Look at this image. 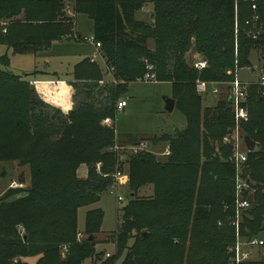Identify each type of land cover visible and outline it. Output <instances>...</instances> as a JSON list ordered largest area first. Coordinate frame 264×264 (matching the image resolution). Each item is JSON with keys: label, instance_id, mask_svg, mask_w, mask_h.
I'll return each instance as SVG.
<instances>
[{"label": "trees", "instance_id": "obj_1", "mask_svg": "<svg viewBox=\"0 0 264 264\" xmlns=\"http://www.w3.org/2000/svg\"><path fill=\"white\" fill-rule=\"evenodd\" d=\"M68 2L0 0V43L15 54H28L52 42L81 39L66 15ZM151 3V21H146L138 17L146 5L141 0L76 1V15L94 21V39L123 83L86 86L85 102L72 112L54 109L52 117L30 81L0 69V164L30 169L25 190L10 188L0 198V264H29L32 258H38L35 264H229L238 235V175L248 185L244 198L250 202L242 211L239 236L264 241V88H250L245 103L250 118L242 130L256 148L239 172L229 160L232 147L223 142L235 128L229 98L203 109L196 90L198 80L233 82L229 71L250 67L252 52H264V0ZM256 12L259 21L251 20ZM192 50L208 68L198 71L189 64ZM1 64L7 66L8 59L1 58ZM148 65L158 82L172 84L175 109L187 124L173 135L146 140L169 143L164 162L145 151L130 152L124 164L115 128L102 121L116 118L128 84L144 77ZM99 67L83 61L73 80L98 82ZM94 90L104 105H98ZM82 166L88 168L86 179L78 176ZM7 169L1 176H8ZM118 171L129 176L131 194L115 232V253L106 257L93 239L77 242L78 215L101 200ZM144 188H152L153 195L140 197ZM103 221L102 209L90 210L85 233H98ZM262 251L260 260L241 264H264V245Z\"/></svg>", "mask_w": 264, "mask_h": 264}, {"label": "rangeland", "instance_id": "obj_2", "mask_svg": "<svg viewBox=\"0 0 264 264\" xmlns=\"http://www.w3.org/2000/svg\"><path fill=\"white\" fill-rule=\"evenodd\" d=\"M70 1L71 2L66 3V8H69L67 9L66 15L70 18L77 35H81V39L76 38L75 40L52 42L47 49L28 54H15L12 49L0 43V59L7 58L9 61L7 66L1 64L0 69L7 71L14 76L30 81V85L38 93L39 98L45 104L50 106L51 109L49 108L47 112H49L52 117L55 115L54 109L60 110L66 114L72 112L74 109L78 108L80 104L84 103L85 98H87L86 94L88 90V87L86 86H89L90 84L96 83L98 86L116 87L119 86L121 82L123 83V81L120 82L119 80L118 84L108 82L111 76L107 72L106 65L101 58L97 60L102 72L101 80L98 82H76L73 80V71L76 65L83 61H90L97 52L95 47L87 41V39L94 37V21L88 15H76L75 5L77 0ZM141 1H144L146 5L144 10L138 13V17L140 20L151 21V13L153 11L151 0ZM253 1L255 2L256 0ZM259 18V14L256 12L251 20L259 21ZM5 32L6 31L4 30V33ZM149 48H154L153 43H149ZM187 60L189 64L198 71L205 70L209 66L205 58L193 50L188 53ZM250 61V67L241 69L237 66L234 72H228L229 75L234 74L235 78L239 77L243 83L250 84L247 88L248 97L246 102H248L249 99L250 88H258L259 86L257 83H259V80L264 75V52L259 50L253 51ZM197 62H204L206 63V66L203 69H197L195 67ZM97 63L93 64L97 65ZM40 79H45V81H39ZM199 81L207 84L206 94L199 90ZM231 85L232 82L217 83L198 80L196 83V90L203 99V109L212 108L217 105L218 101L230 98ZM75 86L79 87L77 88ZM215 89L217 90L216 93L211 92ZM94 96L96 97L98 105L105 104L103 96L98 95L97 91L94 92ZM171 97H173L171 83H160L158 80L155 82H137L136 80L135 82L128 84V89L125 91L121 99L127 101L128 107L124 111H118L116 118L112 120L113 126L105 125L104 122L107 118L102 121L104 126L115 128L114 131L117 140L116 145H119L118 151L120 152V155H123L121 156V162H124L125 164L130 158L129 153L131 150L134 148H143V144L149 145L143 152H151L161 162L166 160V156L168 155H164V152H166L165 146L169 143L155 145L151 140V143L146 140L164 134L173 135L178 130L183 131L186 128V118L177 109L173 112L166 110V100L172 99ZM229 102L231 104V99H229ZM241 134H243L242 129ZM228 135L226 137H228ZM224 139L223 142L225 141ZM224 144L226 143L224 142ZM233 153L234 150L232 148V154L229 158L230 161ZM0 166H3L4 172L7 168L13 165L3 163L0 164ZM13 168V170L11 169L12 179L17 180L19 183L23 180L24 187L21 189L25 190L30 185V169L28 167ZM125 168L128 169V165L125 166ZM98 170L100 171V166L98 167ZM78 176L80 179H86L88 176V168L82 166L78 171ZM4 182V180L0 181L1 184ZM128 184L129 181L124 184V186L119 187L118 191H114V193L111 192V187L102 195L101 200L98 203L80 209L78 215L79 231L77 234V242L81 243L87 239L90 240L93 236V240L97 244L96 249L99 252H106V254H110L111 256L115 253V232L121 221L123 214L122 210L127 205L131 194ZM8 190L9 189H7L3 196ZM151 195H153L152 188H144L139 192V196L142 198H148ZM118 196H122L124 201L119 202L117 199ZM18 197L21 196H17L14 199H18ZM95 209H102L104 211V221L102 228L98 233L89 235L85 233V220L87 213L90 210ZM241 220L242 214L240 222ZM219 225L221 226V223ZM80 235H82V238L79 240ZM245 249L248 250L247 247ZM248 253H250L251 256L248 262L260 260L263 256L262 247L252 248ZM62 256L65 258L66 255L62 252ZM106 257L110 256L107 255ZM37 260L38 258H32L28 259L27 262L29 264H35ZM86 264L91 263L88 261ZM118 264H121V261Z\"/></svg>", "mask_w": 264, "mask_h": 264}, {"label": "built area", "instance_id": "obj_3", "mask_svg": "<svg viewBox=\"0 0 264 264\" xmlns=\"http://www.w3.org/2000/svg\"><path fill=\"white\" fill-rule=\"evenodd\" d=\"M253 10H257L256 5L253 6ZM258 17V16H257ZM89 43H91L95 49H96V55L91 58V63H97V60L101 58L104 61V64L106 65V70L110 74L111 78L108 82L113 83V84H118L119 81L115 77V69L110 67L107 63L106 60L103 57L101 48L102 45L100 42H97L94 37L87 39ZM204 62H197L195 64V67L197 69H203L206 65ZM148 72L145 74L144 77L137 79V82H147V81H152L155 82L157 81L156 75L154 73H151L153 70V67L148 65ZM250 84H245L243 83L239 77H236L234 81L232 82L231 85V107L232 111L234 114V119H235V128L231 131V133L228 135V137H225V143L229 146H232L234 153L231 157V161L235 164L237 171H240L241 166L247 161V153L249 152L245 146L244 142V134H241V129L242 125L247 123L249 121L250 115H249V110L245 106L246 99H247V88L249 87ZM258 86L261 88H264V75L262 78L259 80V83H257ZM198 88L200 91H203L205 94L207 93V84L204 82H198ZM213 93H216L217 90H212ZM128 106L127 101L121 100L118 103V111H124ZM105 125L108 126H113L112 119L108 118L105 120ZM241 134V135H240ZM143 144V143H141ZM149 145L148 144H143V148H134L131 150L132 153L138 154L140 152H143L145 149H147ZM138 147V146H137ZM119 148L116 147V150ZM170 151L169 148L166 149V152H164V155H169ZM115 182L112 186V193L114 191H118L119 187L124 186L129 179L128 175L126 173H122L118 171L115 175ZM24 184L19 183L18 181L13 180L10 184V188L12 189H17V188H23ZM248 187V185L239 177L237 176V182H236V215H235V226L237 228V242L235 247H232L230 249V254L232 255V259L230 264H241L242 262L248 261L251 256L250 253H248L249 250L252 248H261L264 245V241L260 239L259 237H254L249 240H244L239 236V224H240V218L243 210H246L250 208V202L244 198V192L245 189ZM119 202L124 201V198L122 196L117 197ZM82 238V235L79 236V240ZM248 248L246 250L245 248ZM69 248L67 246L63 247V253L66 255L68 253ZM109 256V254H108Z\"/></svg>", "mask_w": 264, "mask_h": 264}, {"label": "water", "instance_id": "obj_4", "mask_svg": "<svg viewBox=\"0 0 264 264\" xmlns=\"http://www.w3.org/2000/svg\"><path fill=\"white\" fill-rule=\"evenodd\" d=\"M175 107H176V101L174 99H167L166 100V110L169 111V112H173L175 110ZM244 142H245V146L247 148V150L249 152H252L255 150L256 148V143L248 136H246L244 138ZM11 167L8 168V175L11 176ZM24 239L26 240L27 239V236L24 237ZM93 237L90 238V240H92Z\"/></svg>", "mask_w": 264, "mask_h": 264}, {"label": "crops", "instance_id": "obj_5", "mask_svg": "<svg viewBox=\"0 0 264 264\" xmlns=\"http://www.w3.org/2000/svg\"><path fill=\"white\" fill-rule=\"evenodd\" d=\"M39 81H45V79H40ZM49 81V80H48ZM172 85V84H171ZM210 89H212V88H210ZM211 91V90H210ZM212 92V91H211ZM209 94H211V93H209ZM172 99H173V97H171ZM128 107V106H127ZM175 111V110H174ZM10 168V167H9ZM12 168V170L14 169L13 167H11ZM2 173H3V166H0V181L1 180H4L5 182L4 183H0V198L1 197H3V194L7 191V189H10V184H11V182L13 181V180H15V179H13L12 181L10 180V178H11V176H6V177H3V176H1L2 175ZM15 181H17V180H15Z\"/></svg>", "mask_w": 264, "mask_h": 264}]
</instances>
